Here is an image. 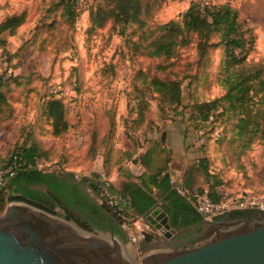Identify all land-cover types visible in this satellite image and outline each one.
Instances as JSON below:
<instances>
[{"label":"rangeland","instance_id":"rangeland-1","mask_svg":"<svg viewBox=\"0 0 264 264\" xmlns=\"http://www.w3.org/2000/svg\"><path fill=\"white\" fill-rule=\"evenodd\" d=\"M68 1L0 0V23L13 15H26L25 25L14 35L0 37V93L9 101L0 118V157L8 158L21 147L35 145L41 155L37 170L72 176L85 185V195L101 205L91 185L83 181L98 175L109 178L116 167L119 112H127L133 131L164 117L159 111L160 98L147 89L146 77L181 82L184 108L205 101L208 95H203L208 89L209 97L221 95L220 49L212 47L205 59H200L193 36L191 43L179 47L173 58L155 59L146 56L142 34L181 19L192 3L230 5L255 36L248 62L258 63L264 61V0H141L146 27L140 30L132 25L124 34L111 24L104 28L92 26L91 10L107 0H77L74 18L66 13ZM132 99L139 101L141 116L131 108ZM49 100H60L66 106L68 128L61 135L54 134L46 115ZM179 112L186 117L190 113L186 109ZM249 137L238 141L229 132L221 142L212 140L215 149L208 168L219 177L224 193L261 200L264 138ZM35 189L45 190L42 186ZM60 212L57 207L49 213ZM134 235L136 241H122L129 254H136L144 241L138 240L139 233Z\"/></svg>","mask_w":264,"mask_h":264},{"label":"trees","instance_id":"trees-1","mask_svg":"<svg viewBox=\"0 0 264 264\" xmlns=\"http://www.w3.org/2000/svg\"><path fill=\"white\" fill-rule=\"evenodd\" d=\"M76 1L69 0L66 3V13L71 18L75 17ZM145 14V6L141 0H107L91 10L90 18L94 28H104L111 24L113 28H119V34H124L132 25H137L143 30L146 27L143 18ZM25 23V13L6 18L0 23V37L4 34L14 35ZM193 36L196 37L200 59H205L208 49L212 47L222 51L218 78L221 95L209 101H198L192 107L184 108L181 82L155 76L150 79L146 77L147 89L160 98L159 111L164 116L161 120H167L180 109L189 110L188 121L195 131L202 134V138L205 139L204 144L213 140L212 134L217 129H221V136L213 140L215 142L223 141L229 132L238 141L248 140L249 136L262 135L264 138V61L248 62L249 53L255 44V36L236 9L230 5L192 3L181 19L159 25L148 33H143L140 40L147 44L146 56L168 60L176 55L179 47L189 45ZM214 39L217 40L215 45L212 43ZM201 82L205 83V81ZM138 103V100L134 102V109L136 115L141 116ZM8 105L6 95L0 93V118ZM46 115L52 121L55 135L67 131L66 106L62 101H47ZM16 155L23 157L26 163L33 166L36 165L38 158H41L37 146L21 147L8 158L0 157V168L7 167ZM204 172L209 185V197L213 202L218 203L224 195L223 185L217 175L209 172L208 167H205ZM65 177L37 169L18 173L5 188L0 189V213L4 212L9 202L14 201L25 202L48 212L59 207L61 212L56 215L74 221L85 230L96 229L102 232L109 230L106 221L108 218L115 234L124 243L127 242V232L121 226L125 218L128 220L130 216L113 213L106 205L92 201L80 186L83 185L82 182L73 184L71 182L73 177L68 176L70 183H67ZM99 177L101 176L83 181L91 185L96 197L99 196L96 186ZM37 186H42L45 190L35 189ZM141 190L138 189L130 195L120 193L131 204L137 219L146 218L155 204L151 193ZM170 198L173 199V210L169 213L172 215V226L178 230L197 227L198 222L192 215L197 212L191 203L180 195L177 189H171ZM242 213L243 211H238L229 215L232 218L236 216L240 218ZM153 240L152 236L146 235L143 244Z\"/></svg>","mask_w":264,"mask_h":264},{"label":"water","instance_id":"water-1","mask_svg":"<svg viewBox=\"0 0 264 264\" xmlns=\"http://www.w3.org/2000/svg\"><path fill=\"white\" fill-rule=\"evenodd\" d=\"M192 215L198 230L178 237L172 215L154 211L146 221H161L162 236L129 254L108 218V231L90 232L33 205L11 202L0 215V264H264V209L254 217Z\"/></svg>","mask_w":264,"mask_h":264},{"label":"crops","instance_id":"crops-1","mask_svg":"<svg viewBox=\"0 0 264 264\" xmlns=\"http://www.w3.org/2000/svg\"><path fill=\"white\" fill-rule=\"evenodd\" d=\"M209 93V89L204 93L203 97L208 95L205 101L220 96L209 97ZM127 121V112L120 111L116 131V167L109 177L116 192L130 195L142 189L155 199L149 215L157 210L169 215L173 210L171 189L183 188L191 193L208 190L204 171L213 160L215 148L212 141L207 144L201 142L202 134L192 128L184 112L174 113L167 120H156L155 124L144 126L139 131H133ZM209 172L213 174L211 170ZM160 224L161 221H156L152 225L146 218H140L132 228L134 233H148L155 240V230ZM127 236L131 238L129 233Z\"/></svg>","mask_w":264,"mask_h":264},{"label":"built area","instance_id":"built-area-1","mask_svg":"<svg viewBox=\"0 0 264 264\" xmlns=\"http://www.w3.org/2000/svg\"><path fill=\"white\" fill-rule=\"evenodd\" d=\"M135 100H131V108L134 107ZM221 136V129H217L212 134V139L217 140ZM202 143H205V139H201ZM38 163L33 166L24 161L21 156H14L10 164L5 168H0V189L5 188L7 184L20 172L37 169ZM96 186L99 191V200L101 205H106L113 213L129 215L130 218L122 224V229L130 234L133 241L137 238L134 235L132 225L138 220L134 216V210L129 201L120 193L114 190L112 181L101 175L96 180ZM180 195L184 196L193 206L197 214L208 220H216L218 218L225 217L233 212L245 211V210H261L264 209V199L249 198H235L228 193H224L220 202L215 203L209 197L208 190H202L199 192L191 193L186 189L177 188ZM148 233H139L138 240H143ZM162 236L159 230H155V237Z\"/></svg>","mask_w":264,"mask_h":264},{"label":"flooded vegetation","instance_id":"flooded-vegetation-1","mask_svg":"<svg viewBox=\"0 0 264 264\" xmlns=\"http://www.w3.org/2000/svg\"><path fill=\"white\" fill-rule=\"evenodd\" d=\"M64 179H65V181H67V183H70V178L68 176H66ZM71 182L73 184H79V182H76L74 180H72ZM80 186L85 189V185L84 184L83 185L80 184ZM255 214H256L255 210H245V211H243L241 217H244V216H247V215H249L250 217H254ZM236 218H237V216H236ZM197 229H198V227H195V229H184V228L183 229H179L178 230L179 231V235L178 236H180V235H182L183 237L189 236L193 232L197 231Z\"/></svg>","mask_w":264,"mask_h":264}]
</instances>
